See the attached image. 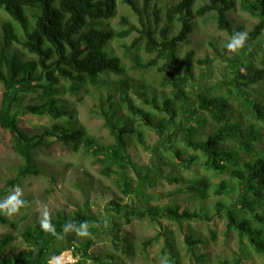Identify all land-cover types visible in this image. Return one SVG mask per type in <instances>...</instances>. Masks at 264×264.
<instances>
[{
    "label": "trees",
    "instance_id": "16d2710c",
    "mask_svg": "<svg viewBox=\"0 0 264 264\" xmlns=\"http://www.w3.org/2000/svg\"><path fill=\"white\" fill-rule=\"evenodd\" d=\"M149 1L146 0L143 9H140L136 0H123L139 18L145 15L148 21L139 29L123 17L122 29L116 30L109 21L118 15L117 0H0V12L10 18L5 20L0 17V84L3 87L0 127L10 131L13 152L23 161L15 177L9 179L5 187L8 191L19 187L28 177L39 176L42 171L36 159L38 152L58 143L74 153L85 151L92 158L93 164L100 166L103 176H117V185L125 197L137 192V182L130 174L134 162L129 154V141L126 137L136 135L139 143L145 145L142 132L129 127L127 122L118 126L110 111L103 110L102 116L113 143L101 144L88 134L86 128L73 127L71 122H65L69 110L60 99L61 83L64 80L69 82L70 93L74 94L86 86L99 87L105 82V76L113 75L118 77L113 83L132 117L141 120L162 139L177 127L182 113L188 109L198 118L196 124L202 129L205 121L199 111L208 113L215 123L213 130L204 139L195 140L197 129L191 125L185 141L203 154L207 169L222 173L229 166L231 180L239 185L240 194L237 204L232 207L226 208L221 199L217 201L214 215H209L204 208L199 211L181 210L179 204L166 206L161 215L157 208H133L123 204L121 198L111 200L107 213L116 218H124L128 224L135 218L144 219L147 216L156 221L161 215L180 226L184 222L197 220L211 222L215 217L224 215L228 232L234 230L238 233L240 255L246 251V239L256 253L264 256V152L255 153L253 148V143L260 139V132L264 130V101L250 100L247 93L248 89L264 82V65L261 68L254 63L244 66L240 59H236L238 67L233 72V92L230 91V94L242 97L243 107L262 125L256 130L251 124L250 129L243 130L241 121L234 120V116L239 114L242 117L244 114L228 99L212 97L209 91H205L197 94V106L190 107L187 88L192 79L196 52L191 49L183 57L179 53L182 44H189L195 20L206 17L208 13H214L213 18L219 30L230 36L235 32H244L243 27H235L228 17L236 9L237 3L234 0H208V3L194 10L196 0H179L167 9V23L163 24L162 9L153 4L149 13ZM239 7L258 18V23L246 39L247 45L252 46L264 32V0H240ZM177 24L179 28L172 35ZM133 33H138L139 36L127 47V51L143 46L144 51L152 58L143 63L139 54H136L132 69L146 71L156 68L163 75L162 85L171 87V96L164 97L161 103L157 102L156 97L148 98L146 91L137 90L130 83L131 77L126 74L121 58L110 55L107 50L112 41L127 39ZM227 50L225 47V51ZM262 63L264 64V60ZM131 89L134 95L145 99V103L151 105L153 111L136 106L130 96ZM31 96L33 98L29 99ZM112 98L113 94H110V99ZM27 99L29 103H26ZM20 114L47 115L50 123L30 134L19 127L17 117ZM233 142L235 145H232ZM236 146L247 154L246 157L237 154L234 150ZM174 157L178 160V165L185 169H191L196 160L194 156L184 158L181 150H175ZM85 184L87 183H79L78 186L84 188ZM209 187L210 184L203 178L179 192L187 191L200 200L208 198ZM233 189L230 182L224 180L214 194L218 197L230 195ZM4 194V190L0 191V199ZM22 199L26 204L20 210L28 207L34 200L29 197ZM50 222L52 230L42 229L40 220L23 226L21 237L26 250L15 258L0 257V264H46L52 254L64 250L52 253V246L59 237L74 232V229H66L68 224L76 227L87 224L89 236L94 235L97 230H104L114 240L118 239V235L112 234L108 224L82 208L73 215L57 213L50 218ZM0 224L9 225L13 231L19 230V222L9 221L5 214H0ZM162 235L165 237L168 263L180 264L171 239L164 232ZM14 239L13 234L0 238V254ZM212 239L216 240L213 234ZM157 240V237L146 240L142 251L145 252ZM185 243L187 252L195 262L206 263L204 255L195 254L196 246L205 243L203 239H195L190 234L185 236ZM94 245V239L90 238L73 247L75 254L86 260L92 257L90 249ZM114 247L116 250L120 249L119 244ZM109 259L113 260L114 257L110 255L102 259L93 256L98 264H109ZM241 262L242 258L238 257L231 264ZM221 264L230 263L224 261Z\"/></svg>",
    "mask_w": 264,
    "mask_h": 264
},
{
    "label": "rangeland",
    "instance_id": "374dc122",
    "mask_svg": "<svg viewBox=\"0 0 264 264\" xmlns=\"http://www.w3.org/2000/svg\"><path fill=\"white\" fill-rule=\"evenodd\" d=\"M118 15L115 19L109 21L110 25L121 30V20L126 17L128 21L141 29L143 23H147V17L136 15L123 0H117ZM140 9H143L146 0H136ZM179 0H150L149 13L153 4H157L162 9L164 23H167L165 13L167 9L177 3ZM237 3L235 10L228 14L235 27H243L244 32L248 33L258 23V18L239 7L240 0H234ZM208 0H196L194 10L200 8ZM214 13L206 14L204 18H198L194 23V31L189 36V44H182L179 49L180 56L183 57L189 50H194L195 65L190 81L188 99L190 107H196L198 102L197 94L209 91L212 97L225 98L243 113L240 117L235 114L234 120H240L243 130L250 129L253 124L261 128L260 122L250 116L243 107V99L230 94L233 92V72L238 67L236 59L244 65L256 64L262 67L264 58V32L262 36L252 46L245 45L232 52L225 51V45L231 36L219 30L217 22L214 20ZM0 17L9 20L10 18L0 12ZM162 24V25H163ZM179 28L177 24L171 33L174 35ZM138 33H133L124 40L112 41L107 50L110 55L119 56L126 68V74L131 77L130 83L140 92L146 91L148 98L156 97L158 103H161L164 97L171 96V87L162 85V74L156 68L150 70L132 69L135 64L134 57L139 54L143 63L148 62L152 56L144 51V47L127 51ZM207 61V63H204ZM244 72V68L241 69ZM105 82L99 87L86 86L74 94L70 93L69 82L62 81L60 99L64 106L69 110L65 122H71L73 127H84L88 134L95 138L101 144L113 143L109 128L105 125V119L102 111H110L113 120L118 126L129 123V127L142 132L145 145L139 143L136 135H128L129 154L134 162L131 169V177L137 182V192L125 197L118 187L117 176L107 178L100 172L99 165L93 164L92 158L85 152L74 153L70 148L64 147L58 143L52 144L37 154V163L42 173L37 177H28L22 181L19 188L22 191V198L34 199L32 204L23 210H20L11 216L5 217L9 221L19 222V230L13 231L9 225L0 224V238L2 236L13 234L15 239L0 254L1 258H15L26 250L23 243L21 232L23 226L32 224L43 219L40 215L42 209L46 206L49 212V218L55 217L57 213L65 215L75 214L79 208L85 212L97 216L112 229L113 235H118L114 240L112 235L104 230H97L92 236L80 237L76 232L66 233L60 236L52 246V253L57 250L67 249L68 247L87 242L93 238L95 245L90 249L92 257L82 260L79 257L80 264H98L93 260V256L104 259L112 255L114 259H109V264H170L168 263V253L165 247V236L171 239L175 254L180 259V264H221L228 261L230 264L241 257V264H264V256L256 253L245 239L246 251L240 255V238L236 231L228 232L227 220L224 215L215 217L211 222L200 220L194 222H184L181 226L174 221L168 220L161 215L166 206L179 204L181 210L199 211L206 209L209 215L215 214L214 205L220 199L226 205V208L237 204L240 194L239 185L232 181L229 173V166L224 172L219 173L212 169H207L204 165L205 157L199 151L194 150L185 141L188 138L187 130L194 125L197 129L194 136L195 140L204 139L214 128L215 123L206 112H200L201 118L205 121V126L196 124V116L190 109L182 113L177 127L172 130L167 137L162 139L153 129L144 125L141 120H135L126 105L120 92L116 90L113 82L118 77L113 75L105 76ZM130 96L136 106L144 108L151 112V105L145 103V99L133 94ZM250 100L261 99L264 101V82L248 89ZM110 94L113 98L110 99ZM3 95V87L0 84V102ZM33 98L32 96L29 97ZM27 99L26 103H29ZM112 104V106H111ZM18 125L21 129L30 134H34L41 127L50 123L47 115L37 116L32 114L18 115ZM233 119V118H232ZM255 130V131H256ZM260 139L253 144L254 152H264V130L261 132ZM187 135V136H186ZM190 137V134H189ZM235 145V142L232 143ZM181 150L184 158L190 156L196 157L191 169H185L178 165V160L174 157V151ZM237 154L246 157V153L239 150L238 146L234 148ZM20 159L12 149V134L10 131L0 127V191L4 190L5 198L13 189L7 191L6 182L14 178L22 165ZM205 178L210 184L208 198L196 199L191 194L179 192L185 190L187 186ZM177 179V180H176ZM230 182L233 191L230 195L218 197L214 194L215 189L222 181ZM79 183H87L84 188L78 186ZM122 199L123 204H128L133 208H157L160 216L151 220L150 216L144 219H133L131 223H126L124 218H116L107 213V206L111 200ZM113 214V213H112ZM113 225V226H112ZM192 235L195 239H203L204 244H198L195 248L197 256L204 255L206 263H197L193 256L187 252L185 236ZM212 234L216 240L212 239ZM157 237L158 240L149 246L143 252V243ZM115 244L120 245L116 250ZM128 252L127 254L125 252ZM51 253V254H52Z\"/></svg>",
    "mask_w": 264,
    "mask_h": 264
},
{
    "label": "clouds",
    "instance_id": "9594fccd",
    "mask_svg": "<svg viewBox=\"0 0 264 264\" xmlns=\"http://www.w3.org/2000/svg\"><path fill=\"white\" fill-rule=\"evenodd\" d=\"M246 39V32H235L228 40L225 47L228 50L235 52L245 45ZM25 204L26 201L22 199L21 189L18 186L14 187L9 195H7L5 198L0 199V214L11 216L13 214H16L19 209ZM40 215L43 217V219L40 220L41 228L44 230H52L53 225L50 222L49 212L46 206L42 209ZM65 227L66 229H74L76 234L80 237H87L90 235V233L87 231V224H80L79 227H76L73 224H68ZM49 264H61V258L59 256L53 255L50 258Z\"/></svg>",
    "mask_w": 264,
    "mask_h": 264
},
{
    "label": "built area",
    "instance_id": "2783aa9c",
    "mask_svg": "<svg viewBox=\"0 0 264 264\" xmlns=\"http://www.w3.org/2000/svg\"><path fill=\"white\" fill-rule=\"evenodd\" d=\"M53 255L59 256L61 258V264H77L78 261H79V256L75 254L73 246L68 247L67 249H65V250H63L61 252L52 254L50 256V258ZM50 258L48 259L46 264H49Z\"/></svg>",
    "mask_w": 264,
    "mask_h": 264
}]
</instances>
